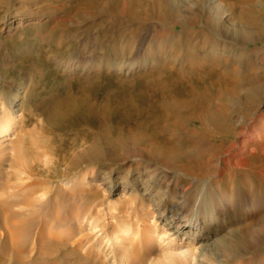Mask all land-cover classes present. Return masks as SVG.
<instances>
[{
    "label": "bare ground",
    "instance_id": "6f19581e",
    "mask_svg": "<svg viewBox=\"0 0 264 264\" xmlns=\"http://www.w3.org/2000/svg\"><path fill=\"white\" fill-rule=\"evenodd\" d=\"M14 1L19 3V0H0V13L12 9L10 7L13 6ZM120 1H122L123 13L132 15V17L139 14L146 18L153 16L154 21L145 24L132 21L128 27L132 30L131 33L129 34V30L126 29L121 35L119 34V38L114 34L107 35L106 33L98 38L96 33H92L93 35L84 34L80 39H73L77 51H70V53L67 51L66 58L57 62L60 67L71 73L79 69L89 75L84 74L87 77L80 83L82 96L69 100L67 104L72 102L70 106L75 108L78 103L74 102L78 100L85 110L86 124L96 120L103 125L102 127H106L105 110L110 106L113 107L118 113V122L122 126L126 125L131 128L136 141H148L146 147L149 148L155 162L169 170L175 169L174 171L177 169L171 167L172 162L183 158L187 153L198 150L199 135L212 143H217L216 139L219 135L234 131L235 137L241 141H232L226 148L218 146L219 150L221 148L226 150L228 155L226 159H219L213 164V169L218 172L227 169L231 179L236 174L246 176L249 184L255 183L257 179L264 176V164L260 163L264 161V150L260 149L264 134V0ZM194 7L197 11L193 10ZM174 8L177 13L172 15L173 21L168 26L169 28H174L178 24L182 26L190 24L196 13L198 16H203L204 21L201 26L206 27L207 30L201 29L190 38L184 36L182 30H176L170 33L171 35L163 36L169 32L167 30L164 32L161 18L166 10ZM92 16L90 12L84 13L85 19H90ZM143 22H146V19ZM4 23L7 21L4 16H1L0 24ZM159 36H163V39L157 40ZM256 41H261V45L252 50L245 47L248 43ZM235 43L238 44L237 50L228 54L227 50ZM65 46L66 43L59 42L56 44V50L63 51ZM109 48L114 49L108 55V59H103L104 52ZM224 62L228 63L227 68L223 66ZM185 68L190 75L196 73L198 83H203L209 76L216 75L220 84L229 87L225 91L222 89L224 92L214 97L210 87L190 83L183 74ZM107 70L118 72L123 78L119 79V87L110 90L101 102H97L91 98L101 89L97 83L101 73ZM165 78L167 80H164ZM2 81L0 78L1 90H3ZM137 82H140L138 92L134 93L133 88L136 87ZM242 82L247 85L244 86ZM125 85L130 88L128 92L131 101L123 103L122 99L119 100V96L126 88ZM9 92L13 94V99L8 100L10 94L3 98L8 103L6 108L12 111L14 116L12 115L13 119L0 129V142L9 140L16 119L20 121L22 117V114L17 115L20 110L17 107L24 94L21 87L11 88ZM135 96L139 99L136 100ZM213 102L217 107L214 111L211 108ZM52 103V111L58 110L63 104L62 99L54 100ZM254 112H259V114L252 118ZM51 115L54 114L51 113ZM46 121L48 127L43 128L40 125L38 131L26 130L21 137L11 143V150L16 152L14 159L12 158L14 162L12 164L16 167L26 169L35 163L43 162L46 165L47 175L51 173L54 159L49 161L41 159L38 149L59 147L61 146L58 143L60 141H53L44 136L41 141H36L32 132L36 131L38 134L52 132L48 118ZM191 122L198 124L197 128H193ZM258 124H261L262 129L256 131ZM88 126L86 125L82 130H87ZM178 128L184 129L189 137L181 140ZM106 130L110 131L108 128ZM25 134L29 138L22 140ZM155 139L161 140V144L155 142ZM40 143L43 146L37 147ZM250 143L254 146L247 150V145ZM74 144L72 143V147ZM136 145L137 142L133 147ZM85 148L94 153L99 151L97 156L103 150L94 142ZM2 151L1 148L0 155ZM97 156L89 154L80 159H72L65 166L66 173L83 161L94 162ZM248 158L254 159V162H250ZM151 169L153 170V167ZM152 170L148 171L146 168L142 170L143 174L151 172L144 181L135 179L140 190L147 191L145 185H149L148 181L154 172ZM212 174L215 173L212 171L210 175ZM167 176L162 173L157 176L155 183L161 185L162 190L149 195L152 199L156 198L159 201L155 203L156 212L159 211V221L162 222V228L165 229L164 233L167 235L162 243V252L153 263L223 264L238 261L241 262L240 264H245L246 258L251 257L260 244L259 234L264 232V199L252 197L248 192H235L233 186L225 189L221 187V189L219 182V187L216 186L212 194L209 191L199 196L198 193L196 198L191 199L193 196L186 189L181 188L175 191L174 184L171 185L172 180L170 181ZM109 186L110 190L114 191L121 185L120 182H117V185L115 182ZM205 189L207 190V185ZM144 194L147 195L146 192ZM149 197L148 200H151ZM165 197L170 198L169 204L167 203L169 199L165 201ZM35 202L36 200L32 203ZM75 208L78 209V206ZM41 209L49 210L45 206ZM55 212L59 213L56 209L53 212L49 211L54 220ZM12 217L14 218L13 223L17 224L16 228L22 229L13 241L26 243L28 229L27 227L19 228L20 222L25 221L26 217L16 214ZM5 225L6 223L0 217V226ZM96 231L102 232L101 229ZM115 238L119 239L117 236ZM135 238V241L132 240L133 238L128 240L132 243L131 245L123 241L121 247L117 249L119 252L115 254H122V261L119 264H139L144 256H148L158 248L149 230ZM185 239L186 242L183 241ZM12 244L11 240L0 244V259H3L10 250L13 255L21 257L16 249H11ZM190 244L193 245L191 251L174 250L177 247L191 246ZM139 246H145V252H142ZM71 254L78 257L77 251L71 250Z\"/></svg>",
    "mask_w": 264,
    "mask_h": 264
},
{
    "label": "rangeland",
    "instance_id": "374dc122",
    "mask_svg": "<svg viewBox=\"0 0 264 264\" xmlns=\"http://www.w3.org/2000/svg\"><path fill=\"white\" fill-rule=\"evenodd\" d=\"M121 2L120 0H19V3L12 2L13 6L10 7L12 9L0 13V17L4 16L7 21L0 24V78L3 80V90L0 89V129L14 116L12 111L6 108L8 103L3 97L9 95V89L16 86L21 87L24 93L17 107L20 109L17 115L22 114V117L20 121L16 119L9 140L0 142V149H3L0 155V217L6 223L5 226H0V244L11 240L13 243L11 249H16L21 257L13 255L10 250L3 259H0V264H119L122 261V254L115 253L119 252L117 249L121 247V243L125 241L128 244V240L132 238L134 240L148 230L156 240L155 244L158 248L148 256H144L139 264H154L153 262H156L162 252L163 240L167 237L162 222L159 221V211L156 212L155 203L159 201L149 197L155 191L162 190L161 185L155 183L160 173L168 175L167 178L172 180L171 185L174 184L175 191L186 189L193 196L191 199L196 198L198 193L199 196L209 191L212 194L215 187H219L218 182L219 188L233 186L235 192H248L252 197L264 199V176L255 183L249 184L246 176L236 174L231 179L227 169L222 172L213 169V164L219 159H226L228 155L226 150L222 148L219 150L218 146L226 148L232 141H241L235 137L234 131L219 135L220 137L216 139L217 143H212L199 135L198 150L172 162L171 167L178 170L174 171L175 169L169 170L155 162L149 148L146 147L148 141H136L131 128L122 126L118 122V113L113 107L106 105L109 107L105 110L106 127H102L103 125L96 120L86 124L85 110L78 100L74 102L78 103L75 108L70 106L72 102L67 104L69 100L82 96L80 83L89 75L79 69L71 73L60 67L57 62L66 58L67 51L69 53L77 51L73 39H80L84 34L92 33H96L98 38L103 33L114 34L119 38L126 29L129 30V34L131 33L132 30L128 27L132 21L142 24L154 21L153 16L146 18L139 14L132 17L123 13ZM193 10L197 11V8L194 7ZM85 12H90L92 18L85 19ZM176 13L175 8L163 13L162 26L164 32L166 30L169 32L163 36L182 30L183 35L190 38L201 29L207 30L206 27L201 26L204 21L203 16H198L196 13L190 24L186 26L178 24L174 28H169L173 21L172 15ZM145 19L146 22H143ZM163 36L157 37V40H162ZM59 42L66 43L63 51L56 50V44ZM232 45L227 50L228 54L237 50L238 44ZM258 45H261V41L250 42L245 47L252 50ZM113 49L109 48L104 52L102 58L108 59ZM257 60L260 61L259 58ZM223 66L227 68L228 63L224 62ZM185 69L183 74L190 83L210 87L214 97L229 87L220 84L216 75H211L203 83H198L196 73L190 75L187 68ZM122 78L121 74L113 70L102 72L97 83L101 89L91 99L101 102L110 90L119 87V79ZM139 83L137 82L136 87L133 88L134 93L138 92ZM242 84L247 85L243 82ZM128 91L130 88L126 87L119 96V100L122 99L123 103L131 101ZM12 99L13 94H10L8 100ZM61 99L62 106L52 111V102ZM135 99L139 98L135 96ZM211 108L213 111L217 108L215 102ZM258 114L259 112H254L252 118ZM47 118L52 132L38 134L36 131L40 130V125L43 128L48 127ZM86 125H89L88 129L82 130ZM191 126L194 128L198 124L191 122ZM237 128L240 127L237 125ZM34 129L36 131L32 132L36 141H41L44 136L53 141H60L58 143L61 144L59 147L38 149L41 159L48 161L54 159L49 175L43 162L35 163L26 169L12 164L16 152L11 150V143L21 137L26 130ZM256 129V131L261 130V124H258ZM177 131L181 140L189 137L184 129L178 128ZM28 138L25 134L22 140ZM154 141L161 144V140ZM93 142L103 149L99 156H97L99 151L94 153L85 148ZM136 142L137 145L133 147ZM72 143H75L73 147ZM40 145L43 146L40 143L37 147H41ZM253 146L254 144H248L247 150L252 149ZM260 149L264 150V134ZM89 154L98 158L91 163L83 161L66 173L65 166L72 159H80ZM248 159L254 162V159ZM260 163L264 164V161ZM144 168L154 171L148 181L149 185H145L147 191L140 190L135 182V179L144 181L151 173L143 174ZM212 171L214 175H210ZM115 182L116 185L120 182L121 186L111 191L109 184ZM145 192L148 196L144 194ZM158 194L161 196L160 193ZM148 197L151 200H148ZM166 197L164 199L165 201L169 199L167 201L169 204L170 198L166 199ZM34 200L36 202L32 203ZM160 201L162 203V200ZM44 206L49 210L41 209ZM76 206L78 209L75 208ZM55 209L59 213H54V220L49 211L53 212ZM13 214L26 217L25 221L20 222L19 227L28 229L26 243L13 241L22 230L16 228L17 224L13 223ZM98 229L102 232L96 231ZM116 236L120 241L115 238ZM259 239L260 244L251 257L246 258L245 264L249 262L264 264V232L259 234ZM183 241L186 242V239ZM190 245L184 248L177 247L174 250L191 251L193 245ZM139 249L145 252V246H139ZM71 250L77 251L78 257L71 254ZM240 263L232 261L223 264Z\"/></svg>",
    "mask_w": 264,
    "mask_h": 264
}]
</instances>
